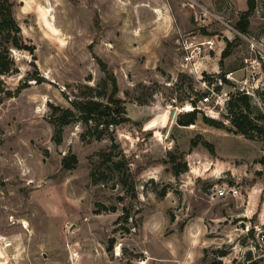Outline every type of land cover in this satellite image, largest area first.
Returning a JSON list of instances; mask_svg holds the SVG:
<instances>
[{
	"label": "rangeland",
	"instance_id": "1",
	"mask_svg": "<svg viewBox=\"0 0 264 264\" xmlns=\"http://www.w3.org/2000/svg\"><path fill=\"white\" fill-rule=\"evenodd\" d=\"M8 1L33 51L9 48L0 73V264H264V119L248 138L228 101L197 103L200 75L252 73L263 113L264 0ZM112 77L124 121L57 135L52 106L106 102ZM193 101L207 113L179 125Z\"/></svg>",
	"mask_w": 264,
	"mask_h": 264
},
{
	"label": "trees",
	"instance_id": "2",
	"mask_svg": "<svg viewBox=\"0 0 264 264\" xmlns=\"http://www.w3.org/2000/svg\"><path fill=\"white\" fill-rule=\"evenodd\" d=\"M248 3L249 8H251V0H249ZM9 48L25 49L30 52L33 51V47L28 46L23 41L20 26L12 13V3L8 0H0V73H5L10 70L12 60L10 62L4 61V53H6ZM33 78L36 79L35 77ZM111 83V91L106 102L95 99H87L84 101L73 100L71 101L70 107L61 108L59 106H52L51 114L53 116V125L55 126L56 134L59 135L62 127L69 122L71 117L76 115L77 118L83 121L86 125L92 124L95 128H98L100 125L104 126V131L109 125H116L124 121L125 118L120 116V100L115 98L117 86L113 77ZM0 91L4 92L8 97L11 96L9 90L4 91L3 88H0ZM258 95L264 103V91L258 92ZM190 103L194 108L177 118V123L179 125L187 126L195 121L197 110L194 105L196 103L194 101ZM251 113L252 110L250 109L249 97L247 95H236L230 98L226 104L225 116L229 119L231 125L238 133H241L248 138L252 137V133L263 132L262 125L258 120L264 119V111L263 113L257 112L254 115ZM202 119L205 123L214 127H220L221 125L219 121L206 116H203ZM101 132L103 131L101 130ZM76 162V156L70 154L62 157L61 165L64 169H70L76 164ZM175 174H178V172L176 171ZM111 245L112 243L110 246ZM220 255H224V252H221ZM247 259H251L249 258V253ZM248 264H257V261L251 260Z\"/></svg>",
	"mask_w": 264,
	"mask_h": 264
},
{
	"label": "built area",
	"instance_id": "3",
	"mask_svg": "<svg viewBox=\"0 0 264 264\" xmlns=\"http://www.w3.org/2000/svg\"><path fill=\"white\" fill-rule=\"evenodd\" d=\"M190 46L187 44H183V49L187 51ZM195 55L199 53V45H196L195 48ZM192 58V53H188L185 55L186 60H190ZM200 81L201 85L203 87V95L200 99H198L199 104L201 106L205 107V109H208L209 112L212 111H221L223 109V106L225 103L232 97L242 94V95H248V96H254L256 94V90L259 88V85L256 83L257 78H255V75L250 73L245 76V78L240 79L236 82L235 78L232 76V72L229 71L225 73L223 76L218 75L217 73H207V76L200 75ZM227 81L234 82L235 81V87L237 89L234 94H231L230 91L226 90L224 86H226ZM261 88L264 86V83L260 84ZM195 104V107L200 110V105ZM213 105L219 106L217 109H213ZM191 106H193L191 104ZM203 112L207 113L204 108H201ZM239 190L235 186H229V185H221V186H213L212 187V195H216L217 197H225L227 195L230 196H238ZM21 227L24 230H27V223L26 222H20ZM246 230L248 231V227L246 226ZM12 245V241L8 239L6 236L0 234V247L1 248H9ZM251 261V259H247L246 263L248 264Z\"/></svg>",
	"mask_w": 264,
	"mask_h": 264
},
{
	"label": "bare ground",
	"instance_id": "4",
	"mask_svg": "<svg viewBox=\"0 0 264 264\" xmlns=\"http://www.w3.org/2000/svg\"><path fill=\"white\" fill-rule=\"evenodd\" d=\"M116 250H118V248H116ZM118 253V252H117Z\"/></svg>",
	"mask_w": 264,
	"mask_h": 264
},
{
	"label": "crops",
	"instance_id": "5",
	"mask_svg": "<svg viewBox=\"0 0 264 264\" xmlns=\"http://www.w3.org/2000/svg\"><path fill=\"white\" fill-rule=\"evenodd\" d=\"M249 194H250V192H249Z\"/></svg>",
	"mask_w": 264,
	"mask_h": 264
}]
</instances>
